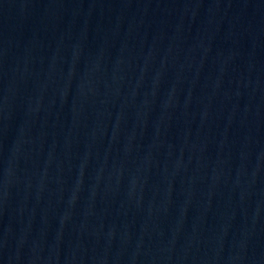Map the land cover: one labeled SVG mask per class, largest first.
<instances>
[{"label": "water", "instance_id": "95a60500", "mask_svg": "<svg viewBox=\"0 0 264 264\" xmlns=\"http://www.w3.org/2000/svg\"><path fill=\"white\" fill-rule=\"evenodd\" d=\"M0 264H264V0H0Z\"/></svg>", "mask_w": 264, "mask_h": 264}]
</instances>
